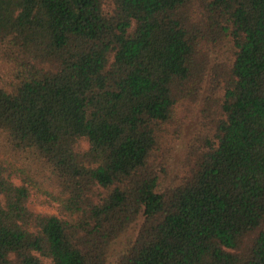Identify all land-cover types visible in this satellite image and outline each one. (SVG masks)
<instances>
[{
  "label": "trees",
  "instance_id": "obj_1",
  "mask_svg": "<svg viewBox=\"0 0 264 264\" xmlns=\"http://www.w3.org/2000/svg\"><path fill=\"white\" fill-rule=\"evenodd\" d=\"M43 258L264 264V0H0V264Z\"/></svg>",
  "mask_w": 264,
  "mask_h": 264
},
{
  "label": "rangeland",
  "instance_id": "obj_2",
  "mask_svg": "<svg viewBox=\"0 0 264 264\" xmlns=\"http://www.w3.org/2000/svg\"><path fill=\"white\" fill-rule=\"evenodd\" d=\"M199 120H200V118H199L198 109H195L194 112L192 113V115L190 117H188V119L186 120L187 122H186V131H185L184 141L181 144H179V146L177 147V149L175 150V152L173 154V159H172V163H171V164H173V166L176 165V163L183 157L186 144L188 143L192 134H194V131L197 127V123L199 122ZM30 207L32 209H34L35 211L53 212V210L46 205H37V204L31 203ZM140 221H141V217H139V219L136 221L135 226L129 230L127 236L135 233ZM42 260H43L44 264L49 263L48 260L45 258H43Z\"/></svg>",
  "mask_w": 264,
  "mask_h": 264
}]
</instances>
